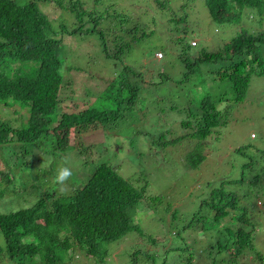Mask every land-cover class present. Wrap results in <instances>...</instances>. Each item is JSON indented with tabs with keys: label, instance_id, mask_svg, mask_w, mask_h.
I'll return each instance as SVG.
<instances>
[{
	"label": "trees",
	"instance_id": "obj_1",
	"mask_svg": "<svg viewBox=\"0 0 264 264\" xmlns=\"http://www.w3.org/2000/svg\"><path fill=\"white\" fill-rule=\"evenodd\" d=\"M63 1L57 6L65 11L67 23L47 17L42 7L51 0H0V111L12 109L17 118L15 125L0 120V200L21 198L14 186L16 177L9 175L13 169L26 174L17 176L22 186L26 180L33 181L32 190H38L42 180L29 158L33 148L44 150L47 145L70 167L72 153L83 152L82 142L91 146L106 137L108 147L112 146L108 132L116 126H131L126 116L134 112L141 114L146 129L135 132L137 128L129 127L126 135L139 133L162 150L182 147L189 161L186 167L192 168L198 158L196 168L207 148L218 140L230 114L251 101L253 79L264 78V0H200L213 32L221 30L227 36L216 49H210L208 43L200 46L193 36L199 27L206 33L201 22L190 15L199 0H125L143 7L138 15L125 4L116 5L115 0ZM246 10H255L258 16L249 18L243 14ZM159 19H167V26L179 32L174 37V51L181 76L175 81L156 67L164 65L161 51L150 60L156 65L150 64L148 72L124 63L125 55L153 36ZM86 35L94 37L95 46L114 65L113 74L102 81L107 82L105 91L99 93L113 109L94 107L97 101L94 106L91 103L96 95L86 92L82 104L64 107L67 100L57 94L66 75L84 71L74 58L64 62L63 53L76 38ZM157 86L161 95L150 103L144 94ZM254 101L264 104V95ZM180 106L185 108L178 109ZM20 112L24 115L18 116ZM149 113L152 116L146 120ZM158 118L163 129L158 127ZM63 128L73 130L71 138L62 136ZM117 139L124 146L125 139ZM75 140L80 142L78 148L71 144ZM237 153L242 157L240 177L214 185L198 207L191 204L183 208L182 215L181 208L167 204L164 211L174 230L170 235L173 245L163 255L152 252L150 257L133 251L129 264H147V259L150 264L160 260L163 264H245L252 253L260 262L264 260V228L259 222L255 233L253 226L254 215L264 214V205H254L264 200V139L237 149ZM13 158L15 163L7 169ZM48 165L45 175L50 179L52 164ZM82 169L78 173L70 169L81 183H73L67 195L41 192L32 205L8 210L10 202L0 212V264H75L81 257L86 264H108L107 245L133 233L147 243H156L141 232L134 218L139 208L146 210L152 202L159 203V198L146 194L143 186L121 176L118 167L106 162L85 166L87 172ZM197 238L204 247L193 250L191 244Z\"/></svg>",
	"mask_w": 264,
	"mask_h": 264
},
{
	"label": "rangeland",
	"instance_id": "obj_2",
	"mask_svg": "<svg viewBox=\"0 0 264 264\" xmlns=\"http://www.w3.org/2000/svg\"><path fill=\"white\" fill-rule=\"evenodd\" d=\"M58 1L61 0H51L49 4H45L42 7L43 11L46 13L47 17L54 22L59 21L67 23L69 20L66 19V15L63 13L65 11L58 8ZM86 1L88 3L90 0ZM106 1L107 0H103L102 3H105ZM114 3L116 5L125 4V8H127L128 11L131 10L134 15L140 14L141 10H139V8H143L142 6H131L126 4L125 0H115ZM243 14L249 18L258 16V13L255 10H246ZM190 15L193 16L192 19L199 20L202 27L206 31L205 33L202 28L199 27V30H197L193 35L199 39L200 46H205V44L208 43L210 49H216L223 44V41L227 40L226 34L221 30L217 33L213 32V26L209 25L210 17L208 16V12L200 0L197 2L196 9ZM156 22L157 24L155 26L153 36L138 44L130 51V53L125 55L124 63L132 68L144 67V69L148 72V70H150V64H153L154 66L156 65V63L153 61L152 63L150 60L154 57V54L157 51H161L165 56V60L163 62L164 65L160 63L157 64L156 67H160L164 70L165 74L172 80H178L181 76V66L176 62L177 60L175 54H177V52L174 51V37L176 34L179 35V32L172 29L170 24L167 26V19H162L161 21L159 19ZM169 27L171 28L170 30H168ZM207 33H210L211 36H207ZM227 34H230V32H227ZM93 41L96 42L94 37L90 35L84 36L83 39L78 37L63 53V57L65 58H63L64 62L67 59L73 61L72 58H74L76 59L75 64H77L80 69L84 70L79 73L76 71L71 75H66L64 78L63 89L57 90V94H59L58 96L64 99V102L67 100L65 104L63 103L64 107H70L71 103L82 104L81 101L86 92L90 96L96 95L91 103V105L94 106V102L97 101L94 107L103 110L107 108H114L110 105L108 100L102 98V94H99L105 91L107 82L105 83L102 81L104 78L113 74L114 65L111 64V61H108L104 57L102 51L95 46ZM154 70L157 71V69ZM207 71L208 70H206V72ZM90 75L95 77L90 78ZM151 75L155 76L152 72ZM89 90L93 91V94L89 93ZM213 90H215L214 86ZM252 90L251 101L238 106L232 114H230L227 123L222 126L223 130L220 131L218 140L207 148L204 153V155L207 154L206 157L196 168L195 166H197L199 162L198 158H196V162H192L194 168L186 167L187 160H185V156H183L184 152L182 147L162 150L158 146L151 145L150 138L142 136L139 133L138 135L135 133L126 135V130L129 127L137 128L135 132H144L146 129L145 125H147V123H143L142 120H140L141 114L134 112L130 117L126 116L127 119L132 121L131 126H116L113 127L114 129L111 132H108V139L111 140L112 143L110 145L112 146L108 147L106 137L102 141H93L91 146H88V143L82 142L81 147H83V152L81 154L77 153V151L72 153L74 156L70 158V167L69 163L65 164L61 161L62 158H58L60 156L51 153L47 145L44 150L33 148L31 151L32 157L29 158H32V168L34 172L39 175L38 179L42 180V183L38 186V190H32L31 184L35 183L33 181L29 184L28 180H26L24 181V186H22L20 183L22 180H19L18 177H20V175L26 177V174H22V172H18L15 169L12 170L11 174L7 172L6 168L11 169L15 163V158H13L10 167L7 166L5 170L9 173L10 177H16L14 186L18 192H21L19 193L21 198L18 200H15L14 198H9L11 200L8 198L6 200H0V212L7 210L9 205L10 209L8 210L32 205V199H36L35 195L41 192H48L54 195H67L70 193L73 188V183H75V185H79V183H81V179L71 175L65 182L67 190L61 191L62 186L54 183V178L59 167H67L72 171L74 170L75 173H78V171L82 168L84 169L85 166L92 168L97 164L106 162L107 164L116 167V169L118 167L117 171L119 170L118 173L121 176L129 180H134L137 184L143 186L146 194L159 198V203L157 201L152 202L151 206H148L146 210L139 208L134 218V222L139 226L141 232L143 231L145 235L153 237L156 240V243H147L133 233L125 239L107 245L105 251L108 252V261L110 262L108 264H129V261L132 260L130 257L133 254V251L135 253L138 251L145 252L148 257L153 255L152 252H157V254L159 252L160 255H163V253L174 243V239H172L173 243L171 241L174 230H172L173 227L171 226V222L166 219L167 213L164 211V207L167 204H171L174 208H181L178 211L179 215H182L181 213H183V208L191 206V204L198 207V202L203 197L209 195L208 193L211 187L219 184L221 181H232L237 177H240V170L238 169V166L242 164V157L238 155L237 149H244L245 147H249L251 145H257L261 139H264V104L258 105L254 101L264 95V78H254ZM161 92V87L157 86L149 95L146 92L144 95L147 96L149 102L152 103L157 100V98L161 95ZM172 96H175V94H172ZM183 108L185 107L180 106L178 109ZM19 115L23 116L24 113L20 112L18 116ZM167 115L171 114H166V116ZM151 116L152 115L149 113L146 120H148ZM0 120L9 121L12 125H15L17 122V118L15 117L14 112H12V109L9 111L8 109L4 111L1 110ZM161 121V118H158V127L163 129ZM60 133L65 137L69 135V138H71L73 130L63 128L60 130ZM251 133L256 135L257 138L255 140H252V137L250 138ZM129 135H132L131 137L134 140H132ZM117 138L125 139L124 146L120 145V141ZM90 141H92V139H90ZM79 143V141L77 142L75 140L71 144L72 146L78 148L80 145ZM75 153H77V156ZM5 155L6 154L2 156ZM192 157L194 156L191 155V158ZM79 162L81 164L84 163L85 166L80 167ZM48 164H52L50 172L53 174H50V179H47L45 175V172H48L49 170ZM0 166L2 167L1 162ZM83 171L87 172L86 170ZM44 175L45 177H43ZM137 181L141 182L139 183ZM207 184L209 187H207ZM201 194L202 196H200ZM10 202L12 204H9ZM142 205L143 204L141 203V206ZM254 205L262 208L264 200L255 201ZM239 215L240 214H237V216ZM263 217L264 214L254 215L253 226H255V233L259 231L258 227L260 228L261 225V229L264 228ZM165 221L167 222L166 226ZM259 222L262 224L258 226ZM170 235L172 236L170 237ZM189 243L191 244V241H189ZM257 243H259V241H257ZM191 247L193 250H199L204 247V244L203 242L200 244L197 238L196 242L191 244ZM263 250L264 247L261 251ZM144 259H146V257H144ZM147 260L148 261L146 263L150 264L149 259ZM244 263L264 264V260L260 262L257 260L256 254L252 253L245 258ZM75 264H86V259L81 257V259L77 260ZM156 264H163V262L160 260L157 261Z\"/></svg>",
	"mask_w": 264,
	"mask_h": 264
},
{
	"label": "clouds",
	"instance_id": "obj_3",
	"mask_svg": "<svg viewBox=\"0 0 264 264\" xmlns=\"http://www.w3.org/2000/svg\"><path fill=\"white\" fill-rule=\"evenodd\" d=\"M159 57V56H157ZM255 135H251V137L254 139ZM72 175L71 170L67 167H59L57 169V174L54 178V183L61 185V191L67 190V185L65 182L68 180V178Z\"/></svg>",
	"mask_w": 264,
	"mask_h": 264
}]
</instances>
